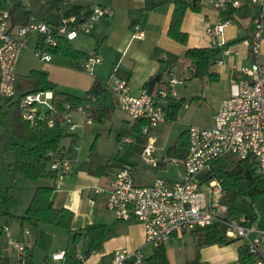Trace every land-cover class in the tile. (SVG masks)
Segmentation results:
<instances>
[{
    "label": "built area",
    "instance_id": "1",
    "mask_svg": "<svg viewBox=\"0 0 264 264\" xmlns=\"http://www.w3.org/2000/svg\"><path fill=\"white\" fill-rule=\"evenodd\" d=\"M256 9L255 32L246 41L253 62L240 71L238 80L231 87V95L224 100L216 113L213 125L208 129L189 126L186 131L187 153L182 160L183 178L170 182L156 178L148 186H138L131 170L121 168L110 185V195L106 208L120 221L131 219L140 222L144 227L146 245L153 249L164 246L176 234L190 233L199 228L221 225L225 237L240 240L253 258V264H264V232L258 229L256 221L247 216L232 218L227 209L220 205L224 191L217 181L202 184L201 177L221 158L230 156L238 160L252 158L255 161L257 174L264 180V65L260 64L261 36L264 34V0H248ZM8 5L23 3L29 7L27 0H5ZM221 11L241 8L242 0H226L215 5ZM113 11L109 8L94 7L82 21L74 17L62 20L60 24L48 25L32 19L25 27H10L8 11H0V97L7 100L17 99L16 66L23 50L27 49L28 36L31 34L42 38L45 47H56L57 41L64 39L73 41L79 33L89 35L94 24L101 18L109 17ZM230 26V21H218L206 30V35L218 47L224 45L223 34ZM133 38L141 40L144 32L139 24L133 27ZM34 55L39 61L50 62L51 56L44 53L38 45ZM99 63L96 56L91 55L83 61L81 69L88 74L93 72ZM221 64V63H220ZM177 84L174 78L167 82L168 90L152 97L146 91L133 97L128 94V86L124 81L116 80L109 85L115 95L118 107L133 122H143L141 134L149 139L151 131L165 123L164 107L173 95L172 88ZM52 92L29 94L19 100L22 118L32 122L37 116V106L51 110ZM79 113V112H78ZM90 123L89 120H86ZM64 125L74 130L71 115L64 117ZM52 126V122L49 123ZM76 148H63L49 154L50 170L55 174L54 187L59 189L64 178L72 172L70 153ZM156 148L153 141L146 140L141 151V162L151 168L158 163L154 157ZM100 192V191H98ZM258 236L253 238L252 235ZM19 253L25 247L14 244ZM64 254L53 256L56 263L64 260ZM84 256L77 255L75 261L83 262ZM110 264H145L140 251H115Z\"/></svg>",
    "mask_w": 264,
    "mask_h": 264
},
{
    "label": "crops",
    "instance_id": "2",
    "mask_svg": "<svg viewBox=\"0 0 264 264\" xmlns=\"http://www.w3.org/2000/svg\"><path fill=\"white\" fill-rule=\"evenodd\" d=\"M73 1L83 3L90 11L94 7L109 8L113 11V14L109 17L99 19L94 24L87 37H82L78 34L77 37L70 42L74 50L83 53L85 56L95 54L98 58L99 63L94 66L91 74L86 73L80 68V66H82L81 62L71 58H63L53 55H50V62L38 61L33 68L31 67L30 71H40L45 73L59 92L80 97L88 92L95 79L107 82L110 81V84H113L116 80H120L127 83L128 94L137 97L143 91L145 83L149 81L151 77L159 73H167L170 71L171 73L169 77L164 76V80L168 82L173 75L175 64L180 59L187 61L184 55L188 49H206L215 47L219 54L216 64L210 69L212 78L205 77L202 79L210 83L212 82L215 88L221 89L222 95L215 108V117L222 102L230 97L232 84L234 81L238 80L240 71L249 67L253 62L252 56L245 42L248 41L255 32L254 19L256 9L249 5L248 0H242L241 6L243 9L249 10L248 15L241 12L235 13L233 10L221 11L215 6L217 3L226 0H188L189 2H195L198 11L187 10L182 20L181 31L187 35L185 46L177 43L168 36V29L174 11V3L172 0H164V2L157 8L144 12L141 11L145 8V0ZM140 12L141 14L139 16ZM132 14H135V16ZM134 19H138V24L144 32V38L141 40L133 38L131 24ZM220 20L230 21V26L223 34L224 45L221 48L206 35V30L214 27ZM35 37L34 50L36 49L38 42V37L36 35ZM25 51L27 50L21 52L16 66L17 76H27L30 72H28V67L23 70L25 59L27 58V55H24ZM259 62L264 65V34L261 36ZM187 63L190 65L188 61ZM19 65L20 72L23 73L22 71H25L24 74H18L17 68ZM115 71H118L117 75L114 74ZM113 98L117 104L114 94ZM177 104H180V107L176 119L173 121H166L165 123L175 122L179 119V114L182 109L185 106L187 107L186 100L183 98L172 99L169 97L166 101L165 107H173ZM117 108H119L118 104ZM133 125L132 129L135 130ZM182 130L183 134H181L184 135L187 129L183 128ZM182 135H180L173 145L169 147L168 151L176 146ZM62 146L67 149L73 148V143L70 140L68 145L64 144ZM143 147L144 146H142V149ZM156 161L158 163L156 167L164 168L166 166V161L164 159L161 161L156 159ZM180 165L182 167L181 176L183 178L182 162H180ZM99 167L105 168L100 172L96 170ZM120 169L121 168H118L114 174L109 175L107 166H93L90 161L84 163L82 166L74 163L72 172L64 178L59 189L55 188L52 194L54 207L64 208L72 212L73 219L71 222V231L73 233L88 226L97 225L102 226L105 229L106 234V239L102 243L100 250L92 252L90 255H86L89 247V239L86 237L88 239L86 250H83L84 252L80 254L84 256L85 260L80 263L75 261L76 255L74 254L70 257L72 260L70 264L75 262H77L75 264H110L111 256L115 251H125L129 253L136 251L141 252V249L144 247L145 240L143 225L133 219L129 221H120L106 208L110 195L111 182ZM73 175H75L74 178L65 180L68 176L73 177ZM134 181L136 183L135 178ZM153 181L154 179L148 183L142 184V186L151 185ZM53 184H55V182H51L49 187ZM88 188H97L98 191H100H97L95 195L99 196L97 198L99 199L101 206L105 209L104 213L106 214L96 215L94 212L89 217L87 213H85L84 217L75 223L76 226H73L76 212L72 206L66 204L67 196L69 194H74V196H76L79 192ZM55 191L57 194L54 197L53 195L56 193ZM57 204H61L62 206L59 207ZM246 215L247 214H244L243 216ZM13 216L15 215L13 214ZM7 219L8 218H0V221H5L6 224L8 221ZM81 223L86 224H84V226H77L82 225ZM256 223L260 230L258 218ZM186 234L190 233L173 235L167 242H174L172 244H175L181 240L179 239V236ZM257 236V234L252 235L253 238ZM234 240L229 239V241ZM192 242L198 252H201L196 253L193 258L187 262L188 264H220L221 262L219 261L211 262V259L213 256L219 258L217 255L224 254L225 252L230 255V261L222 262L223 264H238V248L243 245V243H232L227 246L212 245L198 248L194 243V240H192ZM166 253L169 264L167 248ZM63 254L65 255V259L67 255L64 252ZM63 261L64 260L58 263Z\"/></svg>",
    "mask_w": 264,
    "mask_h": 264
},
{
    "label": "trees",
    "instance_id": "3",
    "mask_svg": "<svg viewBox=\"0 0 264 264\" xmlns=\"http://www.w3.org/2000/svg\"><path fill=\"white\" fill-rule=\"evenodd\" d=\"M29 7L23 3L8 5L5 0H0V11H8L10 27H25L32 19L45 22L48 25H58L62 20L74 17L78 22L88 16L90 10L83 3L73 0H27ZM174 11L171 17L168 36L177 43L185 46L187 35L181 31V23L187 10L198 11L195 2L188 0H172ZM164 0H145V8L141 11H150L157 8ZM139 13V16L141 14ZM235 13L249 14V10L243 7L234 9ZM135 16V14H132ZM138 24V19L132 20L131 27ZM40 45L43 52L63 58H71L83 63L88 56L74 50L70 42L61 39L56 47H45L42 38L38 37L37 46ZM219 52L215 47L206 49H188L185 59L190 63L191 76L202 80L205 77L212 78L210 69L216 64ZM95 56V54H93ZM81 68V66H80ZM118 71H115L117 75ZM167 73H159L149 79L143 90L152 97H157L160 91L168 90L164 76ZM110 81L95 79L91 88L83 96H75L59 92L47 75L40 71H30L27 76H17L15 90L17 99L7 100L0 108L3 117L4 134L1 141L5 151L14 154V171L28 181L39 180L55 182V174L50 170L51 157L60 149H63L62 141L68 136L64 131V117L74 113H81L85 120L97 124L109 121L117 108L113 94L109 89ZM52 92L51 110L44 113L38 112V116L32 121L22 118V109L19 100L29 94ZM180 104L173 107H164L165 122L176 119ZM52 122V126L49 123ZM145 125L143 122H134L135 130L140 132ZM184 136V137H183ZM186 133L179 138L176 146L168 151V155L177 160L185 158L187 153ZM105 167H99L97 171H103ZM201 183L217 181L220 183L224 195L220 205L227 209L228 216L236 219L242 214L237 208L239 202H247L252 207L257 199L264 198V180L257 174L255 161L252 158L238 160L227 156L216 161L203 176ZM54 185V184H53ZM37 187L25 213L19 217L22 223L38 228L41 225L61 228L69 232L72 241L77 237H87L89 247L86 255L100 250L106 239L105 229L102 226L91 225L80 231H71L73 214L64 208H55L52 201L54 186ZM15 201L0 176V218L13 217ZM253 222L257 216L251 211L246 215ZM190 234L198 248L203 246H227L234 241L225 237V230L221 225H212L196 229ZM253 258L248 254L244 245L238 248V264H253ZM2 259L0 257V264ZM77 263V262H75ZM73 263V264H75ZM145 264H168L165 246L154 248L151 256L145 259Z\"/></svg>",
    "mask_w": 264,
    "mask_h": 264
},
{
    "label": "rangeland",
    "instance_id": "4",
    "mask_svg": "<svg viewBox=\"0 0 264 264\" xmlns=\"http://www.w3.org/2000/svg\"><path fill=\"white\" fill-rule=\"evenodd\" d=\"M79 35L87 37L82 33H79ZM35 39L34 34L29 35L27 49H25L27 51L24 55H27V58L23 70L28 67V72L39 61L33 53ZM17 71L18 74H24L25 72H20V65ZM172 78L177 81V84L172 88L173 95L171 98L185 99L187 107L185 106L182 109L179 119L175 122L162 124L151 131L149 139L132 129L133 120L123 113L120 108H116L111 119L101 125L94 122L87 123L81 113L72 114V124L75 128L70 131V125L63 126L68 136L62 142V145H68L71 140L73 148L77 149V151L70 153L72 165L75 163L82 166L90 161L93 166H107L109 175L114 174L118 168H128L134 175L138 186H142V184L156 178L173 182L181 181V161L171 158L167 151L183 134V128L187 129L189 126H193L206 129L212 126L215 108L221 99L222 93L221 89L215 88L212 82L191 78V66L183 59L175 64ZM6 101V98L0 97V108ZM37 109L41 113L47 110L44 106H37ZM4 132L0 109V176L3 183L10 188L11 196L15 201L13 211L15 216L8 218L6 224L5 221H0L1 264H70L72 255H80L86 250L88 239L81 236L72 241L67 230L45 225L35 228L28 223L21 222L19 217L24 215L29 201H31L33 191L37 187L49 186L51 181L31 182L14 171V154L5 151L1 141ZM146 140L154 142L157 150L155 158L166 161L164 168L156 166L149 168L142 164L140 151ZM75 175L73 177L68 176L65 180L74 178ZM97 191V188H88L79 192L76 196L74 194L67 196L66 204L72 206L76 212L73 226H76L75 223L82 219L85 213L89 217L94 212L96 215L106 214L97 198L99 196L95 195ZM56 194L57 192L53 196L55 197ZM57 206L61 207L62 205L57 204ZM237 208L242 214H250L253 210L259 219L260 231L264 232V198L257 199L252 207L247 202H239ZM81 224L77 226H84L86 223ZM179 239L181 240L175 244H172L174 242H166L169 264H188L187 262L196 253L201 252H198L193 245V238L190 234L179 236ZM240 243L243 242L240 240H234L233 242V244ZM14 244L25 247V252L19 253L14 248ZM63 252L67 255L63 262L56 263L52 260L54 254ZM141 252L146 259L151 256L153 248L145 243ZM217 256L219 258L213 256L211 262L219 261L220 264H223L222 262L230 261V255L227 252Z\"/></svg>",
    "mask_w": 264,
    "mask_h": 264
}]
</instances>
